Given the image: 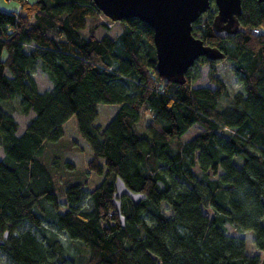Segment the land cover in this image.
Returning <instances> with one entry per match:
<instances>
[{
    "label": "trees",
    "instance_id": "obj_1",
    "mask_svg": "<svg viewBox=\"0 0 264 264\" xmlns=\"http://www.w3.org/2000/svg\"><path fill=\"white\" fill-rule=\"evenodd\" d=\"M15 1L19 11L0 10V250L11 264H77L63 236L87 248L85 264H264V4L242 0L241 31L223 39L212 0L193 32L226 58L199 59L178 85L159 76L154 31L138 19L99 37L110 27L93 0ZM222 62L242 86L234 94ZM204 65L213 87H194ZM12 103L35 114L21 135ZM102 104L119 108L106 128ZM73 117L93 153L84 173L58 155L44 162ZM91 175L103 181L88 193ZM118 178L146 195L122 199L125 227ZM249 232L263 256L248 254Z\"/></svg>",
    "mask_w": 264,
    "mask_h": 264
},
{
    "label": "water",
    "instance_id": "obj_2",
    "mask_svg": "<svg viewBox=\"0 0 264 264\" xmlns=\"http://www.w3.org/2000/svg\"><path fill=\"white\" fill-rule=\"evenodd\" d=\"M102 14L112 22L138 19L154 31L157 53V72L161 79L185 85L186 76L201 58L221 62L226 55L218 48L206 45L194 36V24L211 8L212 0H93ZM217 15L213 27L223 39L240 33L242 0H214ZM264 4V0H258ZM113 205L120 224L125 227L122 199L128 198L135 206L146 199V195L133 193L118 178ZM8 233L4 240L8 239ZM0 239V246L4 245Z\"/></svg>",
    "mask_w": 264,
    "mask_h": 264
},
{
    "label": "rangeland",
    "instance_id": "obj_3",
    "mask_svg": "<svg viewBox=\"0 0 264 264\" xmlns=\"http://www.w3.org/2000/svg\"><path fill=\"white\" fill-rule=\"evenodd\" d=\"M20 7L21 4L18 1L0 0V10L2 12L5 13L17 12L20 10ZM101 21L108 24L110 28L109 29L99 28L97 31H95V34L97 36L103 37L104 35H110L112 37H115L121 33L122 29L121 26L118 24L119 22H112L105 16L101 17ZM200 70H201V77L194 84V87H213L208 77L209 66L204 65L201 67ZM220 70L222 75L226 79V82L232 94L239 91L242 86L239 84L237 77L234 75L231 64L228 62L220 63ZM34 77L39 85L40 91L44 92L52 89V83L49 81V79L46 77V75L43 72L38 70L35 73ZM5 107L10 113H12L14 118L19 123L20 131L18 134L21 135L24 132V130L27 128V126L29 125L31 119L35 114H31L29 116H23L18 111L16 103L5 104ZM118 110H119L118 106L115 105H104V104L100 105L97 125L101 126L102 128H106L109 122L111 121V119L118 112ZM145 123L146 121L145 119H143L142 126H144ZM65 131H66L65 132L66 135L62 142H60L58 145L47 146L48 151L46 153V158L45 159L43 158L44 162L50 165L53 158L58 155L63 157V159H66L67 161L73 162L77 166L78 170L84 173L88 170V163L93 159V153L90 146L80 136L77 127V120L75 117H73L68 121V123L65 126ZM199 133H201V127L199 125H195L184 135L183 142H188L192 140ZM2 157H4V153L0 148V158ZM238 165L241 166L240 161ZM102 181H103V177L91 175L89 183L85 187L86 192L91 193L96 187H98L102 183ZM64 201L65 199L62 198V202ZM166 211L167 214L169 215L170 210L167 209ZM227 228L231 236L241 237L240 235H237V233L234 232V230L230 225H227ZM242 236H244L246 239L247 251L250 256L257 254L263 256V253H261L254 244L253 233L251 232L245 233ZM63 241L68 254L72 257H76L75 258L76 263L85 264L88 257L87 248L82 244L80 245L72 244L64 236H63ZM0 262L1 264H11L9 258L1 250H0Z\"/></svg>",
    "mask_w": 264,
    "mask_h": 264
},
{
    "label": "built area",
    "instance_id": "obj_4",
    "mask_svg": "<svg viewBox=\"0 0 264 264\" xmlns=\"http://www.w3.org/2000/svg\"><path fill=\"white\" fill-rule=\"evenodd\" d=\"M254 33H255L256 35H261V30L256 29V30H254Z\"/></svg>",
    "mask_w": 264,
    "mask_h": 264
},
{
    "label": "crops",
    "instance_id": "obj_5",
    "mask_svg": "<svg viewBox=\"0 0 264 264\" xmlns=\"http://www.w3.org/2000/svg\"><path fill=\"white\" fill-rule=\"evenodd\" d=\"M66 132V131H65Z\"/></svg>",
    "mask_w": 264,
    "mask_h": 264
}]
</instances>
